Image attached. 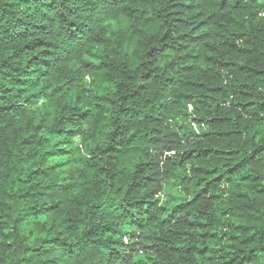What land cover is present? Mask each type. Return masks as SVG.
Wrapping results in <instances>:
<instances>
[{
  "label": "clouds",
  "instance_id": "clouds-1",
  "mask_svg": "<svg viewBox=\"0 0 264 264\" xmlns=\"http://www.w3.org/2000/svg\"><path fill=\"white\" fill-rule=\"evenodd\" d=\"M0 264H264V0H0Z\"/></svg>",
  "mask_w": 264,
  "mask_h": 264
}]
</instances>
